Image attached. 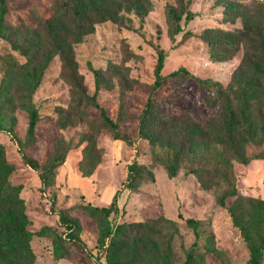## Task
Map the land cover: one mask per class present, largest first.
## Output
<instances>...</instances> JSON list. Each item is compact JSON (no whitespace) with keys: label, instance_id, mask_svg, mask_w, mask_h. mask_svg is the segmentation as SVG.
Segmentation results:
<instances>
[{"label":"rangeland","instance_id":"obj_1","mask_svg":"<svg viewBox=\"0 0 264 264\" xmlns=\"http://www.w3.org/2000/svg\"><path fill=\"white\" fill-rule=\"evenodd\" d=\"M6 2L0 209L21 215L30 264H185L189 255L190 264H248L249 245L264 234V211L246 203L264 200V0H127L114 20L90 26L60 17L62 0ZM159 50L164 80L142 137ZM92 97L123 140L103 126ZM174 159L169 178L163 165ZM134 162L141 173L127 189ZM225 174L246 206L247 240L228 212L234 198L218 202ZM117 190V211L105 218L97 209Z\"/></svg>","mask_w":264,"mask_h":264},{"label":"trees","instance_id":"obj_2","mask_svg":"<svg viewBox=\"0 0 264 264\" xmlns=\"http://www.w3.org/2000/svg\"><path fill=\"white\" fill-rule=\"evenodd\" d=\"M125 2L128 3L127 0H62L59 8H58V15L61 17L70 16L73 18L78 24H83L85 26L93 25L97 22H104V21H111L114 20L116 15L122 10V4ZM129 10V9H127ZM136 14L140 15L139 9H136ZM7 14V2L6 0H0V32L3 29L5 24V16ZM170 16L172 21L175 24L174 33H178L180 31L179 22L181 17L175 11H170ZM70 18V19H71ZM186 20H191L192 17L188 14L185 16ZM83 22V23H79ZM40 26H43L47 32L51 34L53 37L54 42L57 44L59 53H63L65 51V46L59 43V32L52 28L50 22H42ZM79 27V26H78ZM87 34L83 29H80L78 32L79 39L83 37V35ZM164 60L165 54L163 50H159L157 56V64L155 68V80L153 82L152 90L150 96L148 97L144 109L142 110L141 117H140V124H139V133L142 137H145V126L148 121V117L151 111V107L153 105V94L154 92L161 87L162 82L164 80V76L162 75V69L164 67ZM64 68H68L72 70L70 63L68 62L67 58H64ZM178 71L174 72L172 75L177 74ZM70 77L72 81H74V85L79 89L80 84L76 80V75L74 77V73H70ZM92 105L99 111L100 116L102 118L103 126L110 130L114 135L116 140H123L120 136L118 131V126L115 122H113L105 113V110L101 108L95 98H91ZM38 120V114L35 109L30 111V121L28 126L27 135L29 138L34 136L35 126ZM234 124L232 123V127ZM24 161L32 168L38 169L39 165L36 161L26 157L23 155L22 157ZM61 161V160H60ZM59 161V162H60ZM58 162V163H59ZM57 163V164H58ZM57 166V165H56ZM165 170L167 171V175L169 178H173L176 175L178 170V162L177 159L172 161L166 162L164 165ZM142 166L137 165L136 162L132 163L128 167V179L126 184L124 185L125 188L131 189V182L137 179L138 175L141 173ZM226 190L222 194V196L218 199V202L221 206H225V201L228 198H234V203L237 204L235 207L234 204L228 208V212L233 220L234 225L240 229L244 238L247 240L249 228L241 222V212L246 209L245 204L242 203V197L237 194L236 187L234 185L233 180L227 175H223ZM120 190H117L109 207H102L99 210L104 217H108L112 212L117 211V198ZM246 203L248 207L252 210L255 203L259 207L260 211H264V200H252L247 199ZM189 224H197L196 221L188 220ZM22 219L21 215H15L13 213H8L2 211L0 209V256H5L10 258V264H30L32 260V254L29 247V240H30V233L27 232L22 227ZM128 227L132 228L134 225H129ZM120 227L119 229H122ZM108 227L104 232L103 238L105 239L109 235ZM119 234V230L117 232ZM260 244L258 246L250 244L248 249L250 253V258L248 264H261L263 258V251L264 248V234L260 239ZM191 263V255L188 256L185 264Z\"/></svg>","mask_w":264,"mask_h":264}]
</instances>
